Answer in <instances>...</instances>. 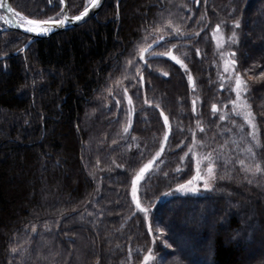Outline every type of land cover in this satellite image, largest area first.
I'll return each mask as SVG.
<instances>
[{
	"label": "trees",
	"instance_id": "16d2710c",
	"mask_svg": "<svg viewBox=\"0 0 264 264\" xmlns=\"http://www.w3.org/2000/svg\"><path fill=\"white\" fill-rule=\"evenodd\" d=\"M8 1L34 18L61 11L59 0ZM66 4L74 14L85 0ZM171 13L187 35L161 34L146 52L168 43L187 71L159 55L145 59L137 78V62L126 61ZM219 21L240 23L234 71L247 84L259 143L246 136L255 156L222 161L213 190L177 192L193 174L185 156L193 129L211 149L230 150L232 83L220 78L209 30ZM27 38L0 31V54ZM120 85L132 100L130 126ZM161 111L170 134L139 185L145 221L129 187L162 143ZM242 158L264 167V0H105L83 23L0 59V264H138L150 246L168 264H264V172L247 176Z\"/></svg>",
	"mask_w": 264,
	"mask_h": 264
},
{
	"label": "snow or ice",
	"instance_id": "6c2138e0",
	"mask_svg": "<svg viewBox=\"0 0 264 264\" xmlns=\"http://www.w3.org/2000/svg\"><path fill=\"white\" fill-rule=\"evenodd\" d=\"M65 0H60L61 4H64ZM0 7H3L6 9L8 13H12V17L9 19H5L3 15H0V20H4L5 23H15L17 27H22L25 32L28 33H34L36 35H47L48 33L52 32L55 27H65L69 23H74L83 20L90 10H94L98 7H100V0H85V4L83 7V10L79 13V15H75L72 17H69L67 13L64 11V9H61L59 13H57L56 17H49L47 19H33L29 18L26 15H21L20 12L13 11V8L9 6L6 3H0ZM168 28L172 29L173 33L183 35V33L180 31V28L178 26L174 27L171 22L168 23L167 25ZM234 27L239 28L240 23L239 21L234 22ZM157 31H160L161 29H156ZM221 31V26L220 24L216 25L215 30L212 33V38L216 42L217 47H222L223 43V37L221 35H218ZM199 35V33H197ZM236 34L233 32L231 39L232 43H236ZM160 39H164L163 36L160 37ZM175 47V45H173ZM151 48V45L148 46V48H141L140 49V59H144L143 53L148 51V49ZM159 55H167L169 59L174 61L177 65H179L181 68H184L185 71H187L185 64L181 59H179L177 56L172 54L171 50H168L165 53H159ZM197 55H199V51H197ZM229 57H232L230 59H225L224 61V71L225 72H230L232 70L234 72L235 76V86L232 89L235 92L236 98L231 101L233 105V111L235 112L236 115L241 116L243 118V121L245 124L248 125V127L251 129V131L248 133L249 136H251L252 140L258 144L259 141L257 139V133H256V124L254 123L255 121V116L253 115V112L251 111L250 105L242 99V93H246L248 91V87L246 82L241 78V75L238 71H234L237 65V60L234 58L236 53L231 52L228 54ZM164 75H167V73H164ZM143 77H141V80ZM188 81L189 84L191 85L193 83V78L189 74L188 75ZM129 105H132V100H128ZM147 103V101H145ZM194 107L193 111H195V102H193ZM157 107H159L157 105ZM132 109H129V115H131ZM217 107L215 104L212 105V112L216 113ZM160 116L163 117L164 121V128L166 129L164 134H163V140L164 142H167L169 139V134H170V125H169V119L165 115L163 111L160 112ZM221 120H224L225 117L222 115L220 116ZM129 126L131 124V120L128 122ZM197 127L201 132L204 131L202 127H200L199 121L197 122ZM129 127L126 126L123 131L128 132ZM135 139V137L133 138ZM200 141H197L195 139V136L193 137L192 145L189 147L188 152L185 153V156H188L191 154L192 159L195 161V175L191 177L190 180H188L184 184H180L177 186L175 191L177 192H182V193H187V192H196L198 191L197 184L200 182H203V187L205 190H209L211 187V181L216 179L215 171H214V166L212 162V153L208 154H197L195 151V147L197 144H199ZM164 151V143H161L160 145V150L155 153L154 156L150 160H148L147 163L143 164L142 167L139 168L137 172L132 176L131 178V198H132V203L135 205L136 209L144 213V218L145 221L148 220V211L149 209L147 207H142L141 203L138 198V190H139V185L141 181L145 178V174L149 172L150 169H152L155 166V162L157 159L161 156V154ZM249 153L253 154L255 156V153H253V149L249 147L246 149ZM184 157H181V160H183ZM207 161V168H206V174L202 172L201 170V164ZM241 166L243 167L244 171L246 172H251L253 175H256L258 173L264 172V167L261 166V164L256 163L254 165H245V162L243 160L240 161ZM179 170V169H177ZM251 182V181H249ZM170 193L165 192L163 195H169ZM33 231H35V228H33ZM157 231H160L157 229ZM151 234V229L150 233ZM154 242V241H153ZM15 251V249H13ZM154 260V256L152 254V249L149 248L147 250V253L143 256V261L142 264H151V262Z\"/></svg>",
	"mask_w": 264,
	"mask_h": 264
},
{
	"label": "rangeland",
	"instance_id": "374dc122",
	"mask_svg": "<svg viewBox=\"0 0 264 264\" xmlns=\"http://www.w3.org/2000/svg\"><path fill=\"white\" fill-rule=\"evenodd\" d=\"M18 12H20V11H18ZM1 13H2V11L0 9V15H1ZM176 16H177V13H171L165 21H162V23L160 25L155 26V28L152 29V31H149V34L144 35L141 38V42L139 44L137 43L136 48H134V55H132V57H131L132 59H129L128 61H126V66H128L129 64H134L135 62H137L136 64H137L138 68H135L136 69L135 72L137 74V78H139L138 76H139L140 68L143 67L146 58H149V57H152V56H159V53H165L168 50H171L170 47H172V46H167L168 43H165V46L163 48H161L160 50H155V51H152V52H146L145 54L143 53L144 59H140V55H141L140 49L141 48H146V47H143V46L147 42H148L147 44L149 45L150 43L154 42L153 41L154 39L160 38L159 36L156 37V35H160L161 36V34H164L166 36L165 40L173 39V37L176 36V35L178 37H183L184 35H187L188 31L184 30V28H181L182 25H179L180 22H178V19H176ZM29 18L41 19L42 20V18H34V17H29ZM45 19H47V18H45ZM169 22H171V24L174 27L178 26L180 28V31L183 33V35H179V34L173 33L172 29L167 27ZM185 24H186V22H185ZM217 24H220V26H221V31H220V33L218 35H221L223 37L222 47H217L216 42L212 38V41H213V44H214V49H215L214 51H215V54L217 56L218 73L220 75V78H222L224 81H229V82L232 83L231 89H233L234 86H235L234 72L232 70H230V72H225L224 71V61H225V59L232 58V57H229L228 54L233 52L232 48L235 45V43H232L230 38L232 37L233 32H235V34H236L235 38H236V42H237V39H238L237 28L234 27V22L219 21V22H216L214 24H210L209 30H210L211 36H212V33L215 30ZM0 25H1V20H0ZM158 28L161 29V30L157 31L156 29H158ZM151 39H153V40L150 41ZM157 40H155V41H157ZM172 54L175 55V53L173 51H172ZM164 56H167V55H164ZM52 72H53V74H55L56 71L53 70ZM119 87H120V90H121V93H122V97L125 100L126 110H127V113H128L126 125H128V122L130 120L129 109L130 108L132 109V106H130L129 103H128V100L130 99V97L128 95L127 88H124L123 86L121 88V85ZM242 95H243V93H242ZM192 98L195 99V95L194 94H192ZM235 98H236L235 92L232 90V98L230 100V106L232 107V111L230 110L228 113L232 114L233 116L232 117H227V122L231 126L230 128H232V129H231V134L228 135V137L226 139V144L229 145L230 150H227V149L223 150L222 147H220V148L218 147L219 149H216V151H218V152H216L215 149H213V148L211 149V146H212L211 140H208L207 137L206 138H202L203 135L201 133H198L197 131H195V129H193L191 143L188 145V149H189V147L192 145L193 137L195 136V139L197 141H200V143L197 144L196 147H195L196 153L198 155L199 154H205L206 155L208 153H212V162H213V166H214L216 179H217V177L219 175L220 165H221L222 161L224 163L233 162L234 154L236 155L237 153H238V155L239 154H243V156L245 158L249 159V160L251 159V156L253 155V154L249 153L248 151H246V149L251 147L250 143L246 139V136H249L248 133L251 131V129L248 127L247 124L244 123L243 118L241 116L236 115L235 112L233 111V105H232L231 101L234 100ZM242 99L244 100L243 96H242ZM240 121H243V123L248 127V131L247 132H246L245 128H243L244 132L242 131L241 126L239 124ZM163 142L164 141L162 140V143ZM188 149H187V152H188ZM159 150H160V146L157 148V150L148 159H146V161L143 162V164L147 163L148 160H150L152 158V156H154L155 153L157 151H159ZM188 156L192 160V164H193V174H192V176H193V175H195V167H196L195 166V161L192 159L191 154L188 155ZM242 160H244V159L242 158ZM240 161L241 160H239V162ZM143 164L140 167H142ZM139 168L135 172H137L139 170ZM206 168H207V161H204L201 164V170L205 174H206ZM230 168L234 169L235 167H234V165H232ZM135 172L132 174V176L135 174ZM245 173H246V175L248 174L247 176H249V174H251L253 176V174L251 172H246L245 171ZM132 176H131V178H132ZM191 177L189 178V180L191 179ZM215 180L211 181V187H210L209 190H213L214 189ZM186 182H183L182 184H184ZM197 187H198L199 190L196 191V192L209 191V190H205L204 189L203 182L198 183ZM176 188H177V186L175 187V189ZM187 193H194V192H187ZM129 195H130V199L132 201V198H131V182H130V187H129ZM133 206H134V209L137 210L134 204H133ZM141 206H142V204H141ZM142 207H144V206H142ZM179 242L183 243L182 240H179ZM150 248L152 249V254L154 256V260L152 262L155 261V263H157V264H160V263L161 264H163V263L168 264L166 262H169L170 259H168L167 257H164V256H159V258H158L159 254L155 253L156 251H154L153 246H150ZM244 248H245V251H246V255L247 256H251L250 254H247L248 249H246V247H244ZM248 258H250V257H248ZM142 261H143V258L138 264H142ZM174 261L175 260H172L170 263L171 264L172 263L175 264Z\"/></svg>",
	"mask_w": 264,
	"mask_h": 264
},
{
	"label": "water",
	"instance_id": "95a60500",
	"mask_svg": "<svg viewBox=\"0 0 264 264\" xmlns=\"http://www.w3.org/2000/svg\"><path fill=\"white\" fill-rule=\"evenodd\" d=\"M59 1H60V0H59ZM104 1H105V0H100V7L96 8V9H94V10H90V12L88 13V15H87L83 20L78 21V22H74V23H69V24H67L65 27H62V28H61V27H55V28L53 29V31L50 32V33H48L47 35H36V34H34V33H28V32H25V31L23 30L22 27H17L15 23H11V24H9V23H5L4 20H1L0 31H4V30H16V31H19V32H21V33H23V34H26V35L28 36V38H27L26 41L21 45L20 49H16V50H13V51H10V52H6V53H2V54H0V59H2V58H7V57H10V56H14V55H16L18 52L23 53V52L25 51V49L28 47V45H29L31 42H33L35 39H39V38H47L48 36H50V35H52V34L59 33V32L65 31V30H68L69 28H72V27H74V26H76V25H78V24L83 23L84 21H86L87 19H89V18L95 16V15L98 13V11L100 10V8H101V6L103 5ZM0 3H6V4H8L9 6H11L8 0H0ZM11 7H12V6H11ZM12 8H13V7H12ZM0 9H1V11H2L1 15H3V16L5 17V19H9V18L12 17V13H8V12L6 11L5 8L0 7ZM61 9H64V11L67 13V15H68L69 17L75 16V15H79V13L83 10V8H82L80 11H78V12H76V13H74V14H69V12H68V8H67V4H66V0H65L64 4H61ZM13 11L16 12L17 10H15V9L13 8ZM21 15H22V14H21ZM42 20H43V19H42ZM159 40H160V39H158L157 41H154V42L150 43L149 45H151V48H153V47L158 43ZM149 45H147L146 48H148ZM151 48H149V49H151ZM149 49H148V50H149Z\"/></svg>",
	"mask_w": 264,
	"mask_h": 264
}]
</instances>
